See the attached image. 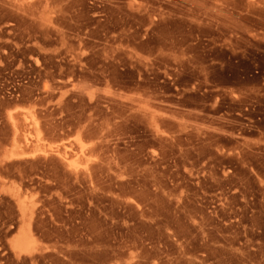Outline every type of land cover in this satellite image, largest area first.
Returning a JSON list of instances; mask_svg holds the SVG:
<instances>
[{
	"label": "rangeland",
	"instance_id": "obj_1",
	"mask_svg": "<svg viewBox=\"0 0 264 264\" xmlns=\"http://www.w3.org/2000/svg\"><path fill=\"white\" fill-rule=\"evenodd\" d=\"M0 264H264V0H0Z\"/></svg>",
	"mask_w": 264,
	"mask_h": 264
}]
</instances>
